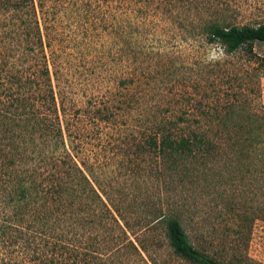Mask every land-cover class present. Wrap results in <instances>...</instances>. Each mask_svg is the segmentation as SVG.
Returning a JSON list of instances; mask_svg holds the SVG:
<instances>
[{"label":"rangeland","instance_id":"rangeland-1","mask_svg":"<svg viewBox=\"0 0 264 264\" xmlns=\"http://www.w3.org/2000/svg\"><path fill=\"white\" fill-rule=\"evenodd\" d=\"M164 1L176 6L178 19L164 23L158 17H147L143 38L137 27L139 12H134L126 36L133 43L142 40L149 53L144 61L142 54L129 53L137 57L135 64V59L122 62L117 58L121 14L116 0H43L54 35L53 84L71 119H79L80 137L75 140L81 142L74 155L59 141L38 133L31 138L27 135L28 166L44 184L64 181L67 196L63 200L74 192L70 206L81 210L77 214L89 223L81 225L84 218L77 221L73 216L71 235L86 236L85 248L95 257L93 264H194L173 253L160 222L132 233L135 228L123 227L116 212L107 211L112 205L106 196L117 203L124 198L127 217L143 223L151 216L144 212V204L157 194L160 212L179 214L190 244L215 264H264L262 179L254 173L246 177L245 185H235L242 173L235 172L233 182L228 181L229 173L220 162L207 175H200L184 160V165L179 160L180 165L159 171L156 177L149 153L135 150L147 134L152 111L159 106L175 115L186 102L193 105L209 98L216 106L233 102L244 113L262 118L264 43L253 41L250 53L241 47L225 54L220 44L204 42L202 28L264 23V0ZM156 49L165 52L162 61L154 62ZM221 50L220 59L209 58ZM135 69L140 73L139 87L134 84ZM120 78L132 80L122 87L117 84ZM232 118L240 120L243 115ZM258 133L264 137V128ZM82 154L93 171L87 178L99 195L83 189L85 181L71 158L78 161L76 156ZM165 178L173 197L165 194ZM32 201L34 205L40 202L36 196Z\"/></svg>","mask_w":264,"mask_h":264},{"label":"trees","instance_id":"trees-1","mask_svg":"<svg viewBox=\"0 0 264 264\" xmlns=\"http://www.w3.org/2000/svg\"><path fill=\"white\" fill-rule=\"evenodd\" d=\"M116 1L121 14L117 58L122 62L135 59L136 64V54H142L144 61L149 54L144 42L133 43L126 36L135 10L139 12L137 27L141 38L145 35L147 17L173 22L179 12L175 5H165L164 0ZM202 34L204 42L220 44L225 54L241 47L250 53L253 41L264 43V23L208 24L202 28ZM53 38L49 10L43 0L0 1V264H93L95 259L90 250L86 252V236L71 235L73 216H77V221L84 218L81 225L89 223L87 217L77 214L78 208L70 206L74 203V192L69 195L70 199L63 200L62 197L67 196L64 181L53 186L44 184L28 166L26 139L33 133L61 142L68 154L74 151L76 155L80 150L75 151L81 142L75 140L80 137L76 128L79 119L77 116L74 121L71 119L69 108H65L53 84ZM154 53V62L166 56L158 49ZM134 73V84L139 87L140 73L137 69ZM131 80L120 78L117 84L123 87ZM195 102L193 105L186 102L171 116L166 106L152 111L147 134L142 143L135 144V150L145 149L149 153L156 177L159 171L173 169L180 161L183 165L184 162L193 165L200 175H207L220 162L222 169L229 173L228 181L233 182L235 172L242 173L235 185H245L246 177L254 173L264 183V137L258 133L264 128V111L261 118L255 116L257 113H244L242 107L233 102L226 101L219 106L209 98ZM193 113L196 116L189 117ZM233 114H241L243 118L234 120ZM76 157L78 161L71 156L75 169L85 181L83 189H91L99 195L88 180L93 172L88 160L83 154ZM165 183V194L173 197V188L166 178ZM33 196L40 202L34 205ZM106 199L112 205V209L107 208L108 213L116 212L123 227L135 228L132 233L151 229L160 222L167 245L175 255L194 264H215L212 257L190 244L179 214L160 212L157 205L160 194L151 202L143 203L144 212L151 215L145 221L140 218L143 223L139 218L131 222L127 217L124 198L118 203L107 196ZM48 200L52 203L48 204ZM136 243L142 247L139 241ZM129 244L135 247L130 241Z\"/></svg>","mask_w":264,"mask_h":264},{"label":"clouds","instance_id":"clouds-1","mask_svg":"<svg viewBox=\"0 0 264 264\" xmlns=\"http://www.w3.org/2000/svg\"><path fill=\"white\" fill-rule=\"evenodd\" d=\"M224 55L223 51L221 50L219 52V55L216 52H212L211 56L209 57L210 59H220Z\"/></svg>","mask_w":264,"mask_h":264}]
</instances>
